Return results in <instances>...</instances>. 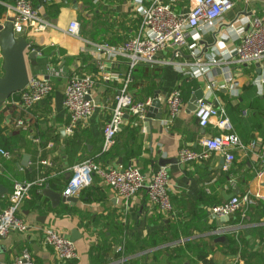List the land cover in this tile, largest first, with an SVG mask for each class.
Instances as JSON below:
<instances>
[{"label":"crops","instance_id":"crops-1","mask_svg":"<svg viewBox=\"0 0 264 264\" xmlns=\"http://www.w3.org/2000/svg\"><path fill=\"white\" fill-rule=\"evenodd\" d=\"M151 1L33 0L47 28L39 33L26 31L18 36L25 38L31 48L43 52L42 57L37 56L35 66L26 61L29 75L48 77L51 73L49 68H52L59 76H50L53 93L30 110L10 103V98L0 107L4 115V134L13 136V131L20 129L17 128L18 122H22L21 129L28 130L36 144L32 152L21 149L9 160L0 155V213L7 206L12 179L20 182L45 180L41 185L32 187L29 199L22 206L21 216L31 230L0 239V264H13L14 258L24 250L31 253L36 264H62L43 242L45 228H54L69 239L72 231L78 232L79 237L74 242L78 259L67 264H93L91 249L103 243L111 244L107 264H117L125 246L128 251L133 250L124 259L126 264H202L194 257V246L213 244L212 240L216 245V252L210 256L213 264H237L241 262L240 250L235 254L223 252L228 246L226 236L229 234L242 235L250 253H264L261 235L255 232L264 226V177H257L264 168V87L260 90L255 83L264 74V61L229 65L230 83L226 82L223 67H210L207 75L186 79L185 87L190 85V88L183 90L185 107L172 124H167L165 99L176 87H181V79L184 78L172 65L163 64L169 54L158 55V63L154 67L163 70L161 79L156 80L158 89L150 97L140 95L137 100L146 101L158 94L163 103L161 119L154 118L148 122L147 118L142 120L127 115L114 146L101 155L102 129L110 117L114 97L121 84L119 81H100L93 93L97 104L94 114L78 126L74 136L66 135L69 115L63 107V96L69 80L73 76H98L95 45L103 42L121 45L141 35L138 12ZM12 3L13 0H0V26L4 28L11 25V11L7 6ZM247 5L257 16L264 18V0H248ZM245 8L244 0L237 1L235 8L225 16V23L218 32L203 37L200 54L204 60L212 54L213 48L219 52L232 49L233 42L227 36V29L230 23L244 16ZM71 22L79 24V38L67 33ZM0 61L3 76L1 49ZM187 61H192L188 53L176 63ZM107 66L109 71L118 73L121 78L126 74L123 63ZM211 78L217 84L209 92L207 84ZM198 88L215 107L226 111L233 132L247 146L235 152V161L231 166L222 163L225 159L218 153H212L205 161L189 165L177 159L181 149L203 152L200 141L219 133L215 126L216 119L206 128H201L195 111L188 110L187 104ZM244 111H247L246 117L243 116ZM159 114L157 110L155 116ZM37 139L40 141L36 142ZM252 142L255 146L250 148ZM24 156L30 157L26 166L22 165ZM87 158L109 168L137 166L146 178L158 169L166 168L172 212L160 213L149 202L146 189L126 204L98 177L91 187L75 196V202H60L54 207L46 192L63 196L72 167ZM244 192L251 195L258 193L261 197L255 199V204L247 207L243 215H235L222 222L210 213L211 207L232 196L246 194ZM251 207L255 208L248 212ZM204 212H208L207 218L202 217ZM221 230L228 233L215 234ZM157 233L167 237L160 246L140 248L147 241L157 239ZM221 237L225 238L224 242L217 241ZM118 250L122 251L118 253ZM176 250L182 251L178 259L172 252Z\"/></svg>","mask_w":264,"mask_h":264},{"label":"built area","instance_id":"built-area-1","mask_svg":"<svg viewBox=\"0 0 264 264\" xmlns=\"http://www.w3.org/2000/svg\"><path fill=\"white\" fill-rule=\"evenodd\" d=\"M237 1L239 0H152L145 3L138 12L142 28L141 35L121 45H111L106 42L95 45L94 54L98 61V76H73L69 80L63 96V107L69 115V123L65 129L66 135L74 136L78 126L87 122L94 114L97 104L93 99V93L98 82L119 81L121 86L114 97L110 117L102 129L103 140L100 154L104 155L109 152L115 144L117 134L127 115L142 120L146 119L153 99H148L145 102L134 101L128 88L132 82L133 71L138 66H156L159 54H170L163 64L172 65L184 79L189 80L207 75L211 70L210 67H223L227 83L231 81L229 65H249L264 61V18L257 16L249 9L248 0H244L246 4L244 16H240L230 23L227 29V36L233 42L232 49L219 52L213 48L212 54L207 60L201 57L203 37L218 32L221 25L225 23V16L235 8ZM7 8L11 11V25L17 36L23 35L26 31L39 33L47 28L46 22L32 0H13L12 5ZM79 27L77 22H71L67 33L72 37L79 38ZM185 50L188 51V56L192 61L176 63L185 57L183 54ZM37 55L42 57L43 52L38 50ZM117 63H123L126 67V74L123 78L108 69L107 65ZM49 71L51 73L48 77H29L26 88L17 94V98L10 97V103L18 105L26 111L42 103L53 93L54 88L50 76H59L52 68H49ZM1 74L0 61V76ZM255 83L262 90L264 74ZM216 84L214 78L209 79L207 91L212 92ZM164 103L168 110L165 123L172 124L185 107L181 88L176 87ZM243 116H247V111L243 112ZM195 117L201 128H206L213 119H216L215 126L219 133L200 141L203 152L199 153L191 149L179 150L177 156L179 162L186 165L194 164L209 159L212 153H218L224 157L226 165L231 166L235 161V152L246 149L247 146L233 132L226 111L215 107L204 96L198 101ZM22 126L23 123L18 122L17 128ZM39 141V139L36 140V142ZM254 146L255 143L252 142L249 147L253 148ZM0 155L7 160L13 156L6 150H0ZM96 177L126 204L146 189L149 202L157 207L160 213L169 214L173 210L169 195V175L164 167L146 178L137 166L109 168L92 158L83 159L72 167L71 176L62 192L63 196L75 197L79 195L83 190L93 185ZM257 177L259 179L264 177V168L259 171ZM44 181L11 180L12 188L7 198V206L0 213V239L15 233H27L31 230V226L21 216L22 206L29 199L32 187L41 185ZM260 197L258 193L232 196L227 201L211 207L210 213L218 219L226 216L231 217L240 210L253 206L255 199ZM224 233L228 232L221 230L215 234L224 235ZM43 242L51 248L55 258L62 264L78 259V249L75 243L54 228L44 229ZM13 264L36 263L31 253L24 250L14 258ZM117 264H125L124 258H121Z\"/></svg>","mask_w":264,"mask_h":264},{"label":"trees","instance_id":"trees-1","mask_svg":"<svg viewBox=\"0 0 264 264\" xmlns=\"http://www.w3.org/2000/svg\"><path fill=\"white\" fill-rule=\"evenodd\" d=\"M186 53H188V51L184 52L183 54H186ZM162 75H163V70L159 68H155L151 66H138L132 73V82L129 84V88H128L133 100L138 101V102H145V99L137 100V97H140V95H145V98H148L151 95H153L158 89V83L156 82V80L161 79ZM181 80L183 81V83L180 88L183 92L184 88L185 90L189 89L190 85L185 87V84L187 83L186 79H181ZM12 97L17 98V94L13 95ZM3 121H4V115H3V112L0 111V149L9 151L11 152L12 155H14L15 153L16 154L19 153L21 149H23L27 153L28 152L30 153L36 149V144H34L32 139L30 138L31 134L29 133L28 130H23L20 128L18 130H15V132L13 131V136L11 137H9L8 135H5L4 134L5 128H3L2 126ZM18 157L20 158L21 155L19 154ZM254 208L255 207H251L248 210V212L249 211L252 212ZM246 210L247 209H242L239 212H237L235 215L239 217L243 215ZM206 215L209 216L208 212L202 213V217L207 218ZM262 223H264V220ZM255 232L261 235L260 241L262 244V248L264 250V226H260L259 228L255 230ZM156 235H157V239L154 238L152 240V237H151L150 239L152 241L150 240L147 241V244L144 247L142 246L140 248H144V249L150 248V247L155 248V247L160 246L159 244L163 243L167 239V237L163 236L161 233H157ZM226 238L228 241V246L226 248L227 251L223 250V252L225 254H235V253H238L240 250L239 261L241 262H238L237 264H264V253L262 252L250 253L247 250L248 243L243 241L242 235L229 234L226 236ZM212 243L215 244L214 240H212ZM213 244H198L194 246V252H193L194 257L197 258V260L201 262L202 264H213V259L212 257L210 258V256L216 252V245H213ZM110 247H111V244L109 245V244L103 243V244L98 245L95 249L94 248L91 249V253L93 255L92 256L93 264H107V260L109 257L108 253L110 251ZM131 251H128V247L125 246V250H123L122 252V258L126 259V256L129 253H132ZM172 252L177 259L180 258L179 256H181V253H182L181 250H176ZM118 256L120 257V255Z\"/></svg>","mask_w":264,"mask_h":264},{"label":"water","instance_id":"water-1","mask_svg":"<svg viewBox=\"0 0 264 264\" xmlns=\"http://www.w3.org/2000/svg\"><path fill=\"white\" fill-rule=\"evenodd\" d=\"M0 49L3 58V76H0V107L10 97L22 92L29 81V72L27 69L26 61H29L32 66H35L38 50H32L31 46L25 38L18 37L14 31L12 25H8L5 28L0 26ZM161 55V54H159ZM259 66V65H258ZM204 97L203 91L198 88L190 98L187 107L189 111H196L198 108V101ZM159 110V115L155 116ZM162 105L159 101L158 94H155L152 102V106L147 112V120L150 122L152 119H161ZM30 157L24 156L23 166H26ZM225 162L224 160L222 163ZM2 193V188L0 187ZM46 194L52 200V205L56 207L60 202L73 203L75 197H64L61 194L52 193L47 191ZM229 217L219 219L220 221L228 220ZM78 232L76 230L71 232L70 240L75 242L78 239ZM218 242H224L225 238L221 237Z\"/></svg>","mask_w":264,"mask_h":264}]
</instances>
